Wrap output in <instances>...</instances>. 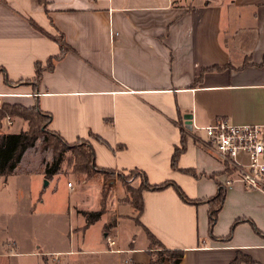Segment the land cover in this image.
I'll return each mask as SVG.
<instances>
[{
	"label": "crops",
	"instance_id": "obj_1",
	"mask_svg": "<svg viewBox=\"0 0 264 264\" xmlns=\"http://www.w3.org/2000/svg\"><path fill=\"white\" fill-rule=\"evenodd\" d=\"M59 35L66 51L42 71L36 87L7 84L0 73V108L31 107L36 100L52 118L50 131L67 143L89 141L98 168L141 170L150 184L169 180L189 199L214 196L218 184L225 192L211 233L210 204L185 203L171 186L142 191L139 214L117 196L116 203L107 201L117 218L136 217L145 235L141 245L133 238L121 242L119 220L105 230V218L97 242L106 247L90 249L95 221L86 224L80 211L87 209L77 208L84 245L67 251L83 255L75 264H171L167 257L155 261L146 230L162 250H183L178 264H230L239 253L264 264V194L238 179L224 183L234 173L225 170L202 129L219 117L233 125L264 124V0H0V69L11 82L33 79L36 61L44 67L61 54L53 38ZM17 121L23 120L2 118L0 136L20 132ZM182 136L185 150L173 169L171 156ZM27 150L9 178L43 175L25 164ZM16 211L1 204V214ZM11 221L0 223V264L41 256L17 251L18 241L6 234ZM57 252H44V263Z\"/></svg>",
	"mask_w": 264,
	"mask_h": 264
},
{
	"label": "rangeland",
	"instance_id": "obj_2",
	"mask_svg": "<svg viewBox=\"0 0 264 264\" xmlns=\"http://www.w3.org/2000/svg\"><path fill=\"white\" fill-rule=\"evenodd\" d=\"M22 120L17 121L19 124L15 129L16 131L20 124L21 131L28 128V121ZM13 128L9 130H13ZM4 131L6 130L4 129ZM86 142H88L87 139L77 141L69 148L58 145V148L64 149L60 168L54 175L46 177L44 168L47 164H51L54 151L39 136L35 144L27 148L24 162L27 166L32 164V167L43 170V175L41 172L36 175L34 171L33 174L29 175V180L25 181L16 177L9 178V175L0 177V207L1 204L5 205L6 203L8 208L15 206L17 208L15 216H9V212L6 215L0 212V223L2 221L9 222L13 218L11 223H5L9 225V233L6 232V234H12L18 241L19 248L17 251L21 253H27L29 250L41 252V254L39 253L41 256L44 255V252L49 254L48 252L56 253L58 251L57 256L48 257L50 264H75L73 259L76 257L83 258V255L74 256L67 251L84 245L77 229L82 223V218L76 214L77 208L80 209V207L85 210H103V213L107 212L108 214V216H101L90 227L88 230L90 240L87 234L85 235L88 246H92L90 249L106 247L104 241L102 243L97 242L101 240L99 231L105 218L107 221L105 230L109 229L110 225L116 222V219L119 220L117 226L121 242L133 238L136 245H141L145 240V235L135 220L136 217L132 220L129 218L126 220V216L120 215V218H117L119 215L114 214L110 206L109 211L106 204L109 200L111 204L116 203V196L120 198L118 199L119 203H130L131 198L136 199L135 189L141 185L142 178L130 175L129 171L99 172L92 170L89 164H87L89 171L84 172L80 168L83 164L82 160L77 155L82 153L85 154L86 159L88 158L89 151L85 147ZM27 166H22V168L25 169ZM69 183L72 184L70 188L68 187ZM10 203L16 205L9 207ZM130 206L132 205L130 204ZM123 209L122 212L128 213V207ZM131 209L134 210L133 206ZM134 213L136 212L134 211ZM132 215L135 216L136 214ZM14 220L18 222H14ZM150 246L152 250H155V253H158L155 257L164 252L157 244L150 245L149 243ZM88 255H94V253ZM41 256L27 255L19 259L21 264H37V262L45 264Z\"/></svg>",
	"mask_w": 264,
	"mask_h": 264
},
{
	"label": "trees",
	"instance_id": "obj_3",
	"mask_svg": "<svg viewBox=\"0 0 264 264\" xmlns=\"http://www.w3.org/2000/svg\"><path fill=\"white\" fill-rule=\"evenodd\" d=\"M38 1L42 4L45 3V0H38ZM34 26L36 27V25ZM53 38L59 43L60 48H61V54L51 57V59H49L46 62V65L44 67H42L41 62L36 61L34 65L35 77L31 80L22 79L21 81H18V82H11L8 79L7 75L4 74V72L0 69V73L3 74L5 83L16 84V85L27 83V84H32L33 86L36 87L41 80L42 71L51 70L54 66L55 61L58 60L60 56L62 55V53L66 51L67 45H66V42H64L63 37L59 35L58 37H53ZM8 115L16 116L21 119L27 120L28 128L18 133L8 132L7 134H3L0 136V176L9 175V173H11L18 166V163L21 157L23 156L25 150H27V148L29 147H32L35 144L36 140L39 138V136H41L43 141L46 142L47 145H49L54 151L51 164H47L46 167L44 168V174L46 177L54 175L59 170L61 161H62V154H63L62 151L64 150L63 148L72 147V145L75 142L85 140L84 138V139H78L75 142L67 143L61 137L59 133H56L55 131L53 132L50 131L48 129V125L50 124L52 118L50 114L42 111L39 108V105L38 103H36V100H35V104L31 107H26L20 104H9V103L4 104L0 108V120H2V118L7 117ZM90 136H94V135L91 134ZM180 143H181L180 146L175 147L173 154L171 156V159H172L171 166L173 169L176 168V161H177L176 158L185 150L184 136L181 137ZM58 145H60L63 148L62 149L58 148ZM85 147H87L89 151L88 158L86 159L85 154L83 155L80 152H79L80 154L77 155L82 160L83 164L80 166V168H82L84 172L89 171V167L87 164L90 165L92 170H96L99 172L100 171H104V172L113 171L110 169L98 168L95 165V162L93 161L94 150H93V147L90 145L89 141L85 143ZM183 171L185 173L195 175L192 169L191 170L183 169ZM129 173H131L130 175H135V176H139L142 178L141 185H139L135 189L136 199L131 198L130 200V204L133 205V207L136 209L138 214L143 209V205L141 202L142 191L146 189L147 190H161L162 188L171 186L173 189H175L178 196L185 203H188V204L209 203L210 204L207 218H208L209 232L211 233V229L217 220L216 218L217 213L222 207V203H223L222 201L224 199V193H225L224 187L218 184L219 189L217 193L214 196L208 197L205 200L192 199V198L189 199L185 195L184 191L180 189V187L177 184H174L173 182L169 180L163 181L160 184H150L148 182L147 175H145L143 171L133 169V170H130ZM80 213L85 217L86 224H91L100 218L101 214L103 213V210H98V211H87L86 210V211H80ZM235 223H237V221ZM113 225H115V223H113L110 226H113ZM145 232H146V235L148 236L150 245L157 244L161 248L160 242L156 239V237L148 230H146ZM229 238H230V235H228L224 239L227 240ZM163 251H162L163 253H159L160 255H158V257H155L156 262H161L163 258L167 257L168 260L171 262V264H178L183 255V250H180V249L178 251L163 249ZM155 254H158V253H155ZM240 261L246 262L247 264H260L259 262H256L255 260L253 261L252 259H250L247 255H244L241 253H239L235 257V259L232 262H230V264H238Z\"/></svg>",
	"mask_w": 264,
	"mask_h": 264
},
{
	"label": "built area",
	"instance_id": "obj_4",
	"mask_svg": "<svg viewBox=\"0 0 264 264\" xmlns=\"http://www.w3.org/2000/svg\"><path fill=\"white\" fill-rule=\"evenodd\" d=\"M202 129L206 143L215 149L225 170L234 173L224 183L229 185L238 179L247 189L264 194V124L233 125L219 117ZM114 244V240H108V245Z\"/></svg>",
	"mask_w": 264,
	"mask_h": 264
},
{
	"label": "water",
	"instance_id": "obj_5",
	"mask_svg": "<svg viewBox=\"0 0 264 264\" xmlns=\"http://www.w3.org/2000/svg\"><path fill=\"white\" fill-rule=\"evenodd\" d=\"M185 118H186V119H189V118H190V115H189V116H188V115H186V116H185Z\"/></svg>",
	"mask_w": 264,
	"mask_h": 264
}]
</instances>
